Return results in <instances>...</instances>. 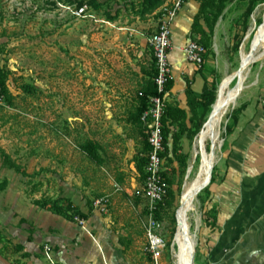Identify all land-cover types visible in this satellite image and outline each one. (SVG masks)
<instances>
[{
  "label": "rangeland",
  "instance_id": "rangeland-1",
  "mask_svg": "<svg viewBox=\"0 0 264 264\" xmlns=\"http://www.w3.org/2000/svg\"><path fill=\"white\" fill-rule=\"evenodd\" d=\"M81 1L87 10L78 17ZM144 1L98 0L101 8L95 10L93 0H0V65L10 72L9 88L17 97L13 108L0 105V149L20 168L18 173L9 169L8 187L0 191V253L6 264H152L145 252L149 201L136 171L141 146L134 114L142 67L153 60L150 40L160 24L159 12L170 1L151 15L144 14ZM263 4L226 0L204 67H192L208 73L206 85L215 89V97L222 79L239 70L242 52L250 55L255 49ZM262 59L251 65L245 90L226 118L212 173L215 183L227 171L229 137L242 110L264 102ZM23 83L36 87L37 95L24 94ZM210 109L201 112L204 122ZM90 140L101 144L102 166L81 150ZM195 142L182 141L189 156L182 193L190 167L195 174L201 166ZM168 166L166 160L163 171ZM213 187L198 195V213L189 216L196 238L193 264H203L202 237L206 241L210 235H203V210ZM173 189L178 194V184ZM103 198L109 202L97 205ZM45 203L63 208L74 222L46 210ZM77 211L88 219L78 218ZM6 212L9 219L3 218ZM171 214L165 212L160 221L166 245L162 264H176L179 252L177 225L171 239ZM216 214L213 207V222ZM19 247L23 250L17 252Z\"/></svg>",
  "mask_w": 264,
  "mask_h": 264
},
{
  "label": "crops",
  "instance_id": "crops-1",
  "mask_svg": "<svg viewBox=\"0 0 264 264\" xmlns=\"http://www.w3.org/2000/svg\"><path fill=\"white\" fill-rule=\"evenodd\" d=\"M198 12V2L189 0L171 27L169 62L174 88L167 99L169 104L185 109L189 116L187 80L192 82L194 93L201 99L209 78L207 72L196 73L184 53ZM146 68L143 65L142 72ZM143 75L140 88L147 79L144 72ZM238 120L229 137L233 142L228 150V176L218 180L212 190L210 206L217 207V214L215 228L206 236L201 249L203 264H264V110L257 108V103H251L242 110ZM10 172L0 158V180L9 181ZM9 217L7 212L3 216ZM0 264H6L2 253Z\"/></svg>",
  "mask_w": 264,
  "mask_h": 264
},
{
  "label": "trees",
  "instance_id": "trees-1",
  "mask_svg": "<svg viewBox=\"0 0 264 264\" xmlns=\"http://www.w3.org/2000/svg\"><path fill=\"white\" fill-rule=\"evenodd\" d=\"M98 0H93L92 4L95 10H99L101 6L97 3ZM169 0H145L144 1V14L151 15L157 11H160L161 8L165 5V3ZM189 0H186V3ZM199 4V12L195 16L191 33L189 36L190 41L197 42L202 45L206 49L205 61L208 55V52L213 47V38L215 33V27L222 17L225 10V2L226 0H195ZM84 1L79 2L78 10L83 8ZM160 16L163 14L162 11L159 12ZM208 14L212 15V18L207 17ZM204 24H203V23ZM261 21L258 23L260 24ZM206 25V28L204 27ZM203 65V67H204ZM202 67V68H203ZM143 72L147 76L145 83L140 88L137 100L138 104L136 106V112L134 114V121L140 128L138 142L141 148L138 150L136 155V171L139 175L140 186L145 183L146 180V165H147V156L151 152V146L148 143V133L147 126L142 122L143 115L148 111L150 106V99L153 97L160 96L161 98L165 97V93H170L174 88L173 79L170 80L168 85L166 86V91L164 94H160L157 88L154 79L157 75L156 61L153 55V60L151 66L143 69ZM9 80H10V72L0 65V87L2 90V95L4 97L5 104L8 107L16 106V99L9 88ZM187 87L185 90V95L187 98V105L190 109V116L185 109H182L179 106H173L164 101L165 105V115L163 117V134H164V153L162 154V158L164 161H168V168L162 173V177L164 179V183L168 186V194L165 198L164 203L160 204L155 210L154 217L159 222L164 219L165 212H172L170 220L171 225L173 227L171 231V239H173L175 235V227L177 225L176 220V211L175 205L177 201V196H181L182 187L184 178L188 169L189 156L183 153L182 141L187 139L192 142L197 138L199 133L202 130L204 125V120L202 118L201 112L203 110H207V108L211 107L215 103V89L209 88L206 85L204 89V93L199 99L192 89V82L187 80ZM20 90L28 95V96H36L38 93V89L30 84L23 83L20 87ZM257 108L264 110L263 104L257 103ZM211 110V109H210ZM210 112V111H209ZM209 114V113H208ZM145 126V127H144ZM82 152L88 156V158L94 162L95 164L102 166L103 165V157L101 155V145L95 141H87L85 144L81 145ZM0 157L2 158L3 165L5 168L10 170H16V172H20V168L11 160L10 156L7 155L3 150L0 149ZM229 160V157H228ZM179 165V168L175 167V164ZM228 166V162H227ZM214 172V171H213ZM228 176V170L226 171L224 179ZM179 178V182H178ZM224 181V180H223ZM223 181L221 183H223ZM178 184V194L173 189ZM215 185L214 176H212V181L208 188L213 187ZM8 187V181L4 180L0 183V191H4ZM206 190V189H205ZM204 190V191H205ZM203 191V192H204ZM202 192V193H203ZM201 193V194H202ZM210 199L206 204L203 210V235L209 231L213 232L215 228V222L212 221L211 211L212 207L210 206L213 195H210ZM39 205V203H38ZM46 210L60 216H64L66 220L70 222H74V217L69 216L63 208L58 207L57 205H51L49 203H45L43 205ZM148 213V212H147ZM78 218L81 220H87L88 215L77 211ZM205 237H202L201 246L203 248ZM171 242L168 244V248L170 247ZM23 248L19 247L17 252L22 251Z\"/></svg>",
  "mask_w": 264,
  "mask_h": 264
},
{
  "label": "built area",
  "instance_id": "built-area-1",
  "mask_svg": "<svg viewBox=\"0 0 264 264\" xmlns=\"http://www.w3.org/2000/svg\"><path fill=\"white\" fill-rule=\"evenodd\" d=\"M170 4L164 7L161 15L160 24L156 34L150 40L153 49L157 75L154 82L157 85L160 94H164L166 86L173 79L172 68L169 62V52L172 45L171 27L176 18L186 4V0H169ZM87 7L75 11V15L81 17ZM187 62L202 69L206 55V49L197 42L189 41L184 49ZM169 93H165V97H153L150 99L148 111L143 115L142 122L147 126L148 143L151 146V152L147 156L146 165V194L149 201L148 215L144 222V229L147 237V245L145 252L151 257L152 264H162V254L165 251L166 245L163 238L159 234L161 223L155 219L154 213L157 207L164 203L168 194V186L164 183L162 177L164 159V134H163V117L165 115L164 101ZM4 97L0 87V105H4ZM264 107V102H263ZM109 202V199L103 198L96 202L97 205H104Z\"/></svg>",
  "mask_w": 264,
  "mask_h": 264
},
{
  "label": "bare ground",
  "instance_id": "bare-ground-1",
  "mask_svg": "<svg viewBox=\"0 0 264 264\" xmlns=\"http://www.w3.org/2000/svg\"><path fill=\"white\" fill-rule=\"evenodd\" d=\"M262 7L264 9V4ZM262 19V24L260 26L257 25L255 28L258 31L253 55L242 52L239 70L234 75L226 76L219 83L215 106H211L206 122L196 138L195 157L200 156L202 162L199 171L195 174L194 167H190L183 193L179 200L177 234L175 236V243L179 247V252L175 253L176 264H193L196 238L192 236L189 230V216L198 213L197 197L207 187L201 193L199 192L204 185H208L212 181L211 176L216 162V154L222 149L223 128L224 125L227 126L229 124L226 123V118L236 106V102L243 90H245L248 71L252 64L261 61L262 57H264V15ZM208 143L210 144V153L206 151Z\"/></svg>",
  "mask_w": 264,
  "mask_h": 264
},
{
  "label": "water",
  "instance_id": "water-1",
  "mask_svg": "<svg viewBox=\"0 0 264 264\" xmlns=\"http://www.w3.org/2000/svg\"><path fill=\"white\" fill-rule=\"evenodd\" d=\"M254 51H255V50H251V56L253 55V52H254ZM242 69H243V68H242ZM213 106H215V105H213ZM203 126H204V125H203ZM201 162H202V161H201ZM213 169H214V166H213ZM210 183H211V182H209L208 185H204L203 188H201V190H200L199 193H201L206 187H208V186L210 185ZM199 193H198V194H199ZM176 218H177V214H176Z\"/></svg>",
  "mask_w": 264,
  "mask_h": 264
}]
</instances>
